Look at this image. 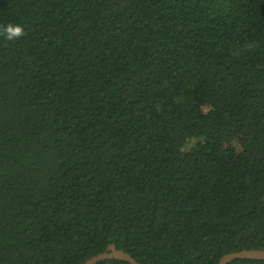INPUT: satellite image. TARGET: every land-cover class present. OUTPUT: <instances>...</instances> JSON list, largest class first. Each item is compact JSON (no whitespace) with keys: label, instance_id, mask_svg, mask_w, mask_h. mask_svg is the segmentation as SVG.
Wrapping results in <instances>:
<instances>
[{"label":"trees","instance_id":"16d2710c","mask_svg":"<svg viewBox=\"0 0 264 264\" xmlns=\"http://www.w3.org/2000/svg\"><path fill=\"white\" fill-rule=\"evenodd\" d=\"M110 245L264 250V0H0V264Z\"/></svg>","mask_w":264,"mask_h":264},{"label":"water","instance_id":"95a60500","mask_svg":"<svg viewBox=\"0 0 264 264\" xmlns=\"http://www.w3.org/2000/svg\"><path fill=\"white\" fill-rule=\"evenodd\" d=\"M107 260H120L129 264H139L128 253L117 250L114 245H110L106 252L94 256L83 264H97ZM235 260H264V250H243L221 257L218 264H228Z\"/></svg>","mask_w":264,"mask_h":264}]
</instances>
